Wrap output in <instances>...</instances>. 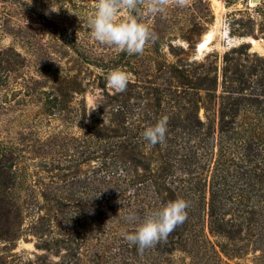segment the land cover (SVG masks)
<instances>
[{"label":"trees","instance_id":"16d2710c","mask_svg":"<svg viewBox=\"0 0 264 264\" xmlns=\"http://www.w3.org/2000/svg\"><path fill=\"white\" fill-rule=\"evenodd\" d=\"M53 29L63 54L77 57L54 82L62 111L83 124L78 161L68 173L71 165L40 169L55 173L36 184L0 159V264H264V57L242 43L223 54L219 75L213 54L157 61L151 72L168 74L170 87L135 77L112 94L103 82L111 59L102 60L101 98L87 108L82 73L92 61L76 37ZM205 30L194 23L181 36L187 50L170 46L173 55L195 52ZM164 116L165 142L148 149L142 133ZM176 199L189 202L187 219L165 241L140 251L123 238L134 230L129 212L142 220ZM28 235L32 257L15 258ZM111 244L115 251L104 253Z\"/></svg>","mask_w":264,"mask_h":264},{"label":"rangeland","instance_id":"374dc122","mask_svg":"<svg viewBox=\"0 0 264 264\" xmlns=\"http://www.w3.org/2000/svg\"><path fill=\"white\" fill-rule=\"evenodd\" d=\"M218 1L221 8L213 0H188L185 7L170 4L164 15L145 13L141 20L158 39L150 42L142 55H129L92 37L87 20L94 11V0H16L12 3L0 0V159H10L19 180L36 184L51 182L55 173L45 175L40 169H48L51 164L60 168L71 165L65 172L68 173L78 161L76 150L80 149L75 145L82 136L83 124L80 118L74 117L75 113L69 115L62 111L63 99L54 82L75 67L77 57L71 52L63 54L65 49L53 29L54 24L76 37L81 52L92 61L82 76L86 77L87 108H94L101 98V90L97 88L99 79L95 80V76L101 71L98 65L102 60L111 59L112 70L126 71L131 81L135 77L141 80L148 77L157 85L170 87L168 74L151 72L152 67H157L153 63L175 62L179 57L201 61L213 54L219 75L223 54L242 43L248 46V52L264 57V0ZM194 23L205 25L206 30L193 41V47L196 48L202 35L213 30L208 47L197 53L185 51L174 56L170 46L187 50L181 36ZM249 39L257 41L258 47L249 43ZM103 82L108 93H114L106 76ZM80 99L81 96L75 95L74 109H78ZM137 105L140 107L141 103ZM137 112L133 110L131 116L136 118ZM33 243L31 235L20 239L12 250L19 256L15 258H31ZM114 251L111 244L104 253Z\"/></svg>","mask_w":264,"mask_h":264},{"label":"clouds","instance_id":"9594fccd","mask_svg":"<svg viewBox=\"0 0 264 264\" xmlns=\"http://www.w3.org/2000/svg\"><path fill=\"white\" fill-rule=\"evenodd\" d=\"M188 0H94V11L87 20L92 37L101 44L114 46L129 55L140 54L146 46L158 39L156 33L142 22L145 13L164 15L170 4L185 7ZM129 73L113 69L106 76L108 86L116 93H123L129 84ZM95 110V109H94ZM168 117H161L142 133L151 149L166 139ZM189 202L184 199L169 201L162 208L150 212L142 220L129 212L125 220L134 225L131 232L123 231V238L140 251L156 246L187 219Z\"/></svg>","mask_w":264,"mask_h":264},{"label":"bare ground","instance_id":"6f19581e","mask_svg":"<svg viewBox=\"0 0 264 264\" xmlns=\"http://www.w3.org/2000/svg\"><path fill=\"white\" fill-rule=\"evenodd\" d=\"M213 2H214V5L218 6L219 8L222 7V5L220 4V2L218 0H213ZM212 34H213V30H209L203 35V40L201 41V43L199 45L198 52H200V51H202L208 47V44H209L211 37H212ZM249 43H252L255 48L258 47L257 41H254L253 39H249Z\"/></svg>","mask_w":264,"mask_h":264},{"label":"water","instance_id":"95a60500","mask_svg":"<svg viewBox=\"0 0 264 264\" xmlns=\"http://www.w3.org/2000/svg\"><path fill=\"white\" fill-rule=\"evenodd\" d=\"M257 0H252V2H256ZM203 40V35L199 38L198 42L196 43V48H195V52L197 53L198 52V48H199V45L201 43V41Z\"/></svg>","mask_w":264,"mask_h":264}]
</instances>
